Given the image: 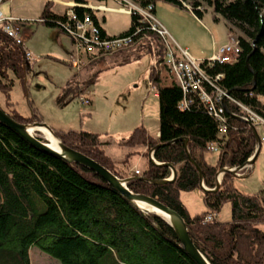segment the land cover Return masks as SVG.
I'll use <instances>...</instances> for the list:
<instances>
[{"label": "trees", "instance_id": "obj_1", "mask_svg": "<svg viewBox=\"0 0 264 264\" xmlns=\"http://www.w3.org/2000/svg\"><path fill=\"white\" fill-rule=\"evenodd\" d=\"M74 1L75 18L80 21L89 16L101 39L131 36L132 45L122 50L136 45L137 50L147 48L146 52L153 55L147 79L157 93L159 136L138 125L122 138L120 146L144 147L146 153L160 143L165 144L153 151V157L158 163L172 164L177 176L165 184L134 179L127 183L129 190L149 195L179 213L196 248L211 264H264V190L252 194L240 192L233 185L236 176L224 173L218 190L205 192L199 187V172L189 160L190 156L201 170L204 187L212 189L219 169L242 166L255 151L252 129L232 114L244 115L237 104L241 103L264 119V0H131L141 8L151 6L153 14L156 5L164 3L189 10L198 19L210 8L214 21L220 17L228 31L235 28L240 32L236 38L239 43L236 61L202 64L207 76L220 75L216 89L231 98L225 101L229 113L224 108L227 134L222 138L218 136L217 121L195 95L184 96L178 86H161L153 66L163 60L166 46L148 22L132 13L128 29L109 36L97 20L96 11L81 6L89 1L104 5L107 0ZM52 6L53 1H46L36 21L67 35L66 28L73 21L68 20L66 13L54 14ZM29 69L24 46L0 27V93L10 108L7 113L22 123L42 121L34 108L31 116L20 115L9 100L14 84L11 75L20 82L27 96ZM89 81L81 85L76 80L70 81L62 96L65 100L79 97L89 88ZM204 86L213 91L209 83L205 82ZM184 98L191 100V104L182 109L180 103ZM53 130L65 145L89 156L120 178L127 177L123 172L130 167L135 152L125 154L117 163L105 154L109 143L101 142V134ZM35 134L43 140L39 132ZM180 138L188 139V153ZM215 141L220 148L214 152L217 154L214 163H210L206 156L213 152L206 149ZM145 165L141 175H130L150 180L167 179L171 175L167 166L151 164L148 159ZM184 192L198 193L204 209L196 214L188 212L181 200ZM225 203L230 205L228 220L220 221L216 216L205 221L207 214L217 215ZM174 235L163 219L141 214L93 171L32 146L0 123V264H30L29 250L33 245L61 264H196Z\"/></svg>", "mask_w": 264, "mask_h": 264}, {"label": "rangeland", "instance_id": "obj_2", "mask_svg": "<svg viewBox=\"0 0 264 264\" xmlns=\"http://www.w3.org/2000/svg\"><path fill=\"white\" fill-rule=\"evenodd\" d=\"M127 1L130 3L128 5L135 4L131 0ZM40 3L41 0H15L11 3L6 0L1 5L4 14L9 15L12 10L15 16L29 21L26 22L27 26L23 24L22 30L25 28L26 31H29L26 46L34 54V60L30 61L27 76V96L20 82L13 75L10 76L14 79V84L9 93V100L14 104L16 111L24 117H29L32 115V108H34L37 114L42 117V122H45L52 129L96 132L102 135L101 142L106 141L109 146L110 141H117L120 146L121 137L128 135L138 125H142L149 132L154 131L158 124L159 108L158 98L149 91L147 79L148 66L152 61L151 56L148 53H137L136 55L129 54L123 59L103 58L86 67L85 64L83 66L85 67L83 69L84 82L92 79L89 81V88L87 89L92 104H82L79 98L65 100L62 96L63 89L74 79L81 68L76 70L66 62L68 59L67 51L72 48L69 36L63 34L58 28L48 27L36 21L40 16ZM107 6L118 7L121 5L115 0L104 2L103 7L108 8V10H104L108 28L109 24L118 29L127 27L131 20L129 19L130 16L109 12L112 9ZM187 6L189 7V5ZM158 9L166 12L163 6L159 5ZM212 15V10L207 8V13L203 15L202 20L209 26L214 36L220 37L225 32L226 23L224 24L222 20L215 23ZM228 34H232L236 38L241 35L235 28L228 31ZM187 45L189 53L195 58H199V54L195 53L193 44L187 42ZM75 88L78 89L79 87ZM81 101L85 102L84 99ZM5 104V96L0 93V107L7 112L10 108H7ZM141 121L144 122L145 126L138 124ZM40 135L45 136L42 133ZM261 139L260 151L253 166L250 170L240 171V175L244 176H237L233 180V185L245 194L258 193L259 190H264V139ZM109 146L105 153L108 156L116 157L122 156V154L123 157L125 156L124 147H118L119 149L114 147L113 150H109ZM129 149L130 152L136 150V148ZM144 155L148 158V151ZM216 156V153L207 154V161L214 163ZM132 160L134 163H138L137 166L141 169H144L145 164H147L145 157L137 160V157L134 156ZM132 160L129 165H131ZM134 169L127 168L123 174L131 176L130 174L134 173ZM140 173L142 174V171ZM200 198L196 192H186L181 195V200L191 214L199 213L204 209V204ZM229 209V203H225L217 214L218 220H228L230 218ZM29 256L30 264H61L58 259L48 255L38 245L31 246Z\"/></svg>", "mask_w": 264, "mask_h": 264}, {"label": "built area", "instance_id": "obj_3", "mask_svg": "<svg viewBox=\"0 0 264 264\" xmlns=\"http://www.w3.org/2000/svg\"><path fill=\"white\" fill-rule=\"evenodd\" d=\"M121 6H118L117 11L123 13H136L140 15V19L143 22H148L150 28L156 32L162 39L166 46V53L158 63H155V70L159 75V79L167 83L170 86L180 87L184 94L195 95L199 101L203 102L209 113L216 121L218 125V136L223 137L227 134V119L225 116V110L222 105V99H231L230 96L220 90L216 89L215 83L220 78V75L215 77H209L205 73L202 64L212 66L214 63H231L237 60L239 54L238 39L232 34H228L226 42L221 45L216 51L206 58L197 59L193 57L186 48H182L173 42L170 34L161 22L155 18V14L151 12L152 7L141 8L137 4H130L127 0H115ZM2 0H0V27L3 32L19 44H24L22 39L23 24L15 16L9 14L6 15L1 9ZM82 7L92 9L95 11H104L108 8L103 5H94L90 2L82 4ZM188 7V6H187ZM68 20L73 21L72 26H68V35L73 40V50L69 56V64L78 69L86 64L88 58L91 56L106 55L107 53L122 50L130 46L133 42L131 36H115L113 38L101 39L99 35V29L93 24L89 16H84L80 21L75 18L74 10L72 8L67 9ZM231 41V42H229ZM26 58L32 59V54L29 51L25 53ZM207 82L213 87V91L209 92L204 83ZM155 91V90H154ZM82 101L85 104L89 103V97H83ZM191 100L183 99L180 103L182 109L191 104ZM238 106L244 112L242 115L247 121L253 124L259 134H264V119L253 112L249 107L244 106L241 103H237ZM219 144L211 142L207 145V149L210 152H217L219 150ZM135 175H141L140 170L134 169ZM217 215L214 213L207 214L205 221H212Z\"/></svg>", "mask_w": 264, "mask_h": 264}, {"label": "water", "instance_id": "obj_4", "mask_svg": "<svg viewBox=\"0 0 264 264\" xmlns=\"http://www.w3.org/2000/svg\"><path fill=\"white\" fill-rule=\"evenodd\" d=\"M247 63V62H246ZM247 67L252 71L250 65L247 63ZM254 83V82H253ZM222 105L225 108V110L228 112L225 100L222 99ZM229 113V112H228ZM235 118L242 122H246V124L249 125V127L252 129L256 140V147L254 153L252 156L247 159V161L242 166H237L233 168L229 167H223L217 171L216 174V185L214 188L209 189L207 187H204L205 185L202 182V174L201 170L197 166L196 163L191 159L189 156L190 163L195 165V167L198 170V175L200 176V185L201 189L205 192L208 191H217L221 182L222 175L224 173H230L234 176H244L240 175V171L242 170H250V168L253 166L255 159L257 158L260 147H261V137L259 136V133L256 129V127L251 124L249 121H247L242 116H238L235 114H232ZM0 123L7 126L9 129L16 132L20 137H22L24 140H26L28 143H30L32 146L43 150L44 152L53 154L63 160H65L68 163H76L81 165L82 167H85L94 173L98 175L100 179H103L106 183L110 185L112 190H115L117 193H119L129 204H131L136 210H138L141 214L148 215V214H154L156 216H159L161 219H163L166 222V225H168L174 232V236H176L177 241L179 242L182 249L188 254L192 260L196 262V264H211L209 260L204 256V254L196 248V245L193 243L192 239L189 236L188 227L185 224L184 219L181 217V215L175 210L169 208L165 204H163L160 201H157V199L140 193H135L131 190H129L127 183L134 179H141L144 181H147V183L152 184H165L168 182L173 181L176 178L177 170L176 168L169 163H158L154 157H153V151L165 144H158L155 148L148 151V160L151 162V164L158 165V166H167L171 170V175L167 179H161V180H150L145 177L141 176H127V177H119L115 175L113 172L105 168L104 166H101L97 161L90 158L87 155H84L83 153L70 148L69 146L65 145L62 140L55 134L54 130L47 125L45 122H38L33 121L29 123H22L17 120H15L10 114H8L6 111H4L0 107ZM44 129L48 132L49 139L44 136L43 140L40 139L35 133L41 132ZM180 140H183V144L185 147V151L188 153L187 149V143L188 139L186 138H180ZM172 143V142H170ZM169 144V143H167ZM156 227L158 225L154 224Z\"/></svg>", "mask_w": 264, "mask_h": 264}, {"label": "crops", "instance_id": "obj_5", "mask_svg": "<svg viewBox=\"0 0 264 264\" xmlns=\"http://www.w3.org/2000/svg\"><path fill=\"white\" fill-rule=\"evenodd\" d=\"M9 1L11 3V2H14L15 0H9ZM46 1H53L52 12L54 14H57V15H65L68 8H74V6H77V3H75L74 0H41L40 7H39L40 8L39 14H41ZM89 2L91 3V5L92 4H94V5L99 4V3L94 2V1H89ZM159 5L161 7L163 6V8L166 9V12L160 11L158 9ZM159 5L158 6L156 5L157 7L155 10V18H157L158 21L163 24V26L165 27V30L168 31V33L170 34V36L173 39V42H175V44H177L178 46H180L182 48H186L189 51L187 42L192 43L194 46L193 47L194 50H196L195 53L199 54V58H197V59L206 58V56H208L212 53L211 51H216L221 45H223L226 42L227 36H228V29H227L226 25H225L226 28H225L224 34H222V36H220V37H216V35L214 36V34L212 33L209 26H207L203 22L202 19H198L197 17L193 16L191 11L179 9V8L174 7V6L167 5V4H165V5L159 4ZM107 7L112 9L109 12H114V13H118V14H128V13H123V12L117 11L118 7H113V6H107ZM10 10H11V6H10ZM96 13H97V17H98L97 20L100 21L101 27L104 29V32H106V34L109 36H114V35L120 34L121 32L127 30L129 25H130V23H129L127 25V27L118 29V28L109 24V28H108V24H106V20H105L106 16L104 15L105 12L104 11H101V12L96 11ZM11 15L15 16L12 13V10H11ZM128 16H130V14H128ZM15 17L18 18V20L20 22H22V24H25V26H27L26 22H29L27 19H23L22 17H18V16H15ZM220 20L224 21L222 18L219 17L218 21H215V23L219 22ZM224 24H225V21H224ZM28 32L29 31L28 30L26 31L25 28L23 29L22 39H23V42H24V45H25L27 51H29L34 57V54L26 46V40H27V38H29V36H27ZM72 50H73V47L67 51L68 52V59L66 62H68V63H69V61H68L69 56H70ZM137 53L145 54L148 52H146V50L143 48H140L139 50H137L136 45H135L134 47H131L130 49L115 51V52L110 53V54L103 56V57H92V59L88 60L85 67L87 65L94 64L98 60L103 59V58L104 59L109 58L110 60H115L117 58L123 59L124 57H128L127 55H129V54H135L136 55ZM151 54L152 53H148V55L151 56V59L153 61V55H151ZM85 67L80 69L79 72H77V74L75 75V77L73 79V80H76V82H78L79 85L83 84V82L85 81L84 75H83V72H84L83 69ZM160 84L162 87H170V85L163 82L162 80H160ZM148 85L150 88L149 91H151L153 93V95L157 97V93H156V91H154L155 89H153L150 86L149 79H148ZM87 92H88V90L85 93L81 94L79 97H77L80 99V102L82 104H85L84 102L81 101L82 98L86 97V96L89 97V94H87ZM89 104H92V101L90 98H89V103L85 104V105H89ZM138 124L144 125V122L141 121V123H138ZM158 126H159V123L155 127L156 129L152 132H149L147 129L146 130L151 135L158 138V136H159V127ZM261 135L259 134V136L264 139V136H263L264 134H261ZM122 138L123 137H121V139ZM110 142H111V144L108 148L109 150H113L114 147H117V148L122 147V146H119L117 144V141H110ZM124 148H125L126 154L131 151L129 148H126V147H124ZM144 151H145V149L142 147L136 148V150L134 152L136 153L135 157H137V160L145 157L143 154ZM111 158L115 162L119 163L123 159V154H122V156H116V157L114 156ZM145 158H146V160L148 159L147 157H145ZM137 164H136V162L134 163V160H132V163H131L129 169L136 168L140 171H143V169L138 167ZM184 194H185V192H184Z\"/></svg>", "mask_w": 264, "mask_h": 264}, {"label": "bare ground", "instance_id": "obj_6", "mask_svg": "<svg viewBox=\"0 0 264 264\" xmlns=\"http://www.w3.org/2000/svg\"><path fill=\"white\" fill-rule=\"evenodd\" d=\"M66 16H67V12H66ZM68 33V27L66 28V34ZM68 35V34H67ZM13 40V39H12ZM23 46H24V48H25V53H26V51H27V49H26V47H25V45L24 44H22ZM132 45V44H131ZM130 45V46H131ZM129 47V46H128ZM120 51V50H119ZM28 59V58H27ZM29 60V62L31 61V60H34L33 59V55H32V59H28ZM232 101V100H231ZM242 116V115H241ZM42 131L41 132H43V134L49 139L50 137H49V135H48V132L46 131V130H44V129H41Z\"/></svg>", "mask_w": 264, "mask_h": 264}]
</instances>
